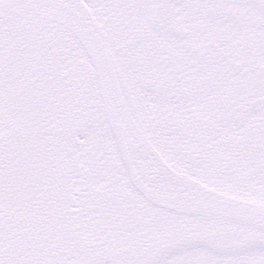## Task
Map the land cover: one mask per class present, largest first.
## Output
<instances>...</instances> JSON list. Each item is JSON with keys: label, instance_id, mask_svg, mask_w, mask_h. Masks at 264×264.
Masks as SVG:
<instances>
[{"label": "snow or ice", "instance_id": "1", "mask_svg": "<svg viewBox=\"0 0 264 264\" xmlns=\"http://www.w3.org/2000/svg\"><path fill=\"white\" fill-rule=\"evenodd\" d=\"M0 264H264V0H0Z\"/></svg>", "mask_w": 264, "mask_h": 264}]
</instances>
